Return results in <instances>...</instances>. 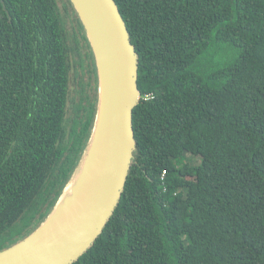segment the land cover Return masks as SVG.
I'll return each mask as SVG.
<instances>
[{
	"label": "trees",
	"instance_id": "trees-1",
	"mask_svg": "<svg viewBox=\"0 0 264 264\" xmlns=\"http://www.w3.org/2000/svg\"><path fill=\"white\" fill-rule=\"evenodd\" d=\"M115 1L139 55L136 150L73 264H264V0ZM96 66L70 0H0V251L44 222L79 166Z\"/></svg>",
	"mask_w": 264,
	"mask_h": 264
},
{
	"label": "water",
	"instance_id": "water-1",
	"mask_svg": "<svg viewBox=\"0 0 264 264\" xmlns=\"http://www.w3.org/2000/svg\"><path fill=\"white\" fill-rule=\"evenodd\" d=\"M95 54L99 101L91 137L79 166L49 216L29 236L0 251V264H73L103 232L125 189L136 150L133 111L140 102L139 55L115 0H70ZM103 142L99 171L87 199L62 232L25 248L48 221L70 182L93 151L96 134Z\"/></svg>",
	"mask_w": 264,
	"mask_h": 264
},
{
	"label": "bare ground",
	"instance_id": "bare-ground-1",
	"mask_svg": "<svg viewBox=\"0 0 264 264\" xmlns=\"http://www.w3.org/2000/svg\"><path fill=\"white\" fill-rule=\"evenodd\" d=\"M100 137L101 134L97 133L93 151L86 164L68 185L66 193L52 216L36 235L31 237L25 248L29 249L32 246L43 244L54 234L62 232L63 228L68 226L76 210L87 199V195L94 186L102 158L103 142H101Z\"/></svg>",
	"mask_w": 264,
	"mask_h": 264
},
{
	"label": "rangeland",
	"instance_id": "rangeland-1",
	"mask_svg": "<svg viewBox=\"0 0 264 264\" xmlns=\"http://www.w3.org/2000/svg\"><path fill=\"white\" fill-rule=\"evenodd\" d=\"M63 8H64V6H63ZM63 16H64V19H65V22H66L67 31L71 32L72 29H73V27L71 26V25H72V24H71V20H69V16H68V14H67L65 8H64V10H63ZM79 71H80V70H79ZM84 76H85V78L88 77L87 74L84 75ZM74 81H75V80H73V87H75V83H74ZM73 89H74V88H73ZM78 94H79V93L76 92V94H74V98H75V96H77V98L79 99L78 96H80V95H78ZM71 95L73 96L72 93H71ZM72 96H71V97H72ZM72 98H73V97H72ZM74 98L71 100V103H73ZM75 99H76V98H75ZM71 110H72V107H71V109H70V112H71ZM71 113H72V112H71ZM188 156H190V155H188ZM189 159H190V161H191V163H192L193 165H197V164L200 163V158H199V157H192V156H191ZM14 228H15V227H14ZM16 229H19V226H16Z\"/></svg>",
	"mask_w": 264,
	"mask_h": 264
}]
</instances>
